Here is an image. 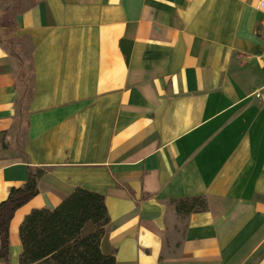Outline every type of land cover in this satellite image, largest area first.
<instances>
[{"label":"crops","instance_id":"1","mask_svg":"<svg viewBox=\"0 0 264 264\" xmlns=\"http://www.w3.org/2000/svg\"><path fill=\"white\" fill-rule=\"evenodd\" d=\"M18 1L32 82L26 99L0 29V204L44 174L0 264H18L31 211L76 188L104 197L115 264H264L259 0ZM195 197L205 212L171 204Z\"/></svg>","mask_w":264,"mask_h":264},{"label":"trees","instance_id":"2","mask_svg":"<svg viewBox=\"0 0 264 264\" xmlns=\"http://www.w3.org/2000/svg\"><path fill=\"white\" fill-rule=\"evenodd\" d=\"M2 16L10 17L7 23L11 30L7 24H0L7 34L16 27L17 13L13 21L10 15ZM43 174L40 169L30 170L24 186L11 189L8 198L0 204V259L4 262L8 259L10 221L19 208L38 194L37 181ZM171 204L184 217L207 209L202 197L173 200ZM108 221L104 197L76 188L56 208L36 209L24 218L19 227L22 252L18 264H115L113 256L100 250Z\"/></svg>","mask_w":264,"mask_h":264},{"label":"rangeland","instance_id":"3","mask_svg":"<svg viewBox=\"0 0 264 264\" xmlns=\"http://www.w3.org/2000/svg\"><path fill=\"white\" fill-rule=\"evenodd\" d=\"M19 8H20V5H19L18 0H0V16L2 14L10 15L12 16L11 21H13L14 14L18 13ZM9 18L10 17L8 18L3 17V16L0 17V24L1 23L4 25L7 24L6 25L8 26L7 29L11 30L12 28H10L9 27L10 25L7 23V20ZM15 28L9 33L4 34L3 36H5V39H7L6 44L10 48L11 52L14 53L19 60L18 61L20 65L19 77H20V81H21V78H23L21 83L23 85V89H25L26 99H28L29 94H30L29 88H31V82H32V76H31V70H30V60H29V54H28L29 47L22 38H17V36L16 37L14 36L15 38L13 36H9L13 31H15ZM26 101L27 100H24V103Z\"/></svg>","mask_w":264,"mask_h":264},{"label":"built area","instance_id":"4","mask_svg":"<svg viewBox=\"0 0 264 264\" xmlns=\"http://www.w3.org/2000/svg\"><path fill=\"white\" fill-rule=\"evenodd\" d=\"M255 9L259 12L264 11V0H259L255 5ZM262 27L264 28V20L262 21Z\"/></svg>","mask_w":264,"mask_h":264}]
</instances>
